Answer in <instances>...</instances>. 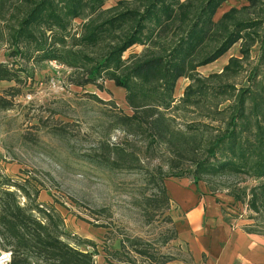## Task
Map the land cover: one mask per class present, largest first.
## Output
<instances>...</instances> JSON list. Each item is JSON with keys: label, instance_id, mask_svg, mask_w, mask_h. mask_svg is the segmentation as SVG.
<instances>
[{"label": "rangeland", "instance_id": "1", "mask_svg": "<svg viewBox=\"0 0 264 264\" xmlns=\"http://www.w3.org/2000/svg\"><path fill=\"white\" fill-rule=\"evenodd\" d=\"M118 1L105 0L102 8L116 6ZM123 1L126 3L121 8L139 4L136 0ZM27 4V0L12 2L5 21L0 22V63L13 75L12 80L0 79V97L9 100L8 108L0 104V174L27 187L29 199L19 193L22 205L39 204L58 215L63 239L92 252L94 264H166V258L191 262L176 233L181 213L172 201L168 204L163 200L157 182L161 177L165 181L193 180L195 165L191 158L202 156L203 151L193 150L192 143L180 155L176 145L153 141L145 127H121L118 116L133 111L126 101L125 88L104 74L97 79L102 88L93 83L77 85L74 80L83 76V69L76 71L54 59L39 60L35 41L11 40L6 26L11 27L24 16ZM247 4V0H226L214 19L231 7ZM261 13L263 23L250 58L242 62L236 76L230 77L237 91L249 86L254 76L264 81V11ZM95 16L88 13L75 18L60 33L65 36L66 48L77 42L84 22ZM240 17L249 19L247 14ZM34 33L48 43L55 38L50 31L44 37L43 33ZM80 47L92 58L100 56V44H78L74 49ZM240 47L239 41L217 60L198 67L196 73L208 76L222 71L230 57H240ZM146 49L147 45L134 44L123 57ZM190 83L188 77L177 80L174 104L180 103ZM218 101L214 97L201 107L180 106L169 115L174 118L172 128L186 130L187 123L195 122L201 124L205 138L220 135L225 121L214 112ZM195 136L200 138V131ZM207 179L208 188L222 195L254 184L246 176L234 174ZM234 203L231 217L264 234V216L243 202ZM137 250L148 253L141 255Z\"/></svg>", "mask_w": 264, "mask_h": 264}, {"label": "trees", "instance_id": "2", "mask_svg": "<svg viewBox=\"0 0 264 264\" xmlns=\"http://www.w3.org/2000/svg\"><path fill=\"white\" fill-rule=\"evenodd\" d=\"M15 1L0 0V22L5 21ZM136 1L139 4L133 8H121L126 2L119 0L116 6L103 9L105 0H27L24 16L6 27L15 42L35 41L37 59H54L76 71L83 69L84 77L76 78L75 84L93 83L102 88L97 79L106 75L125 88L126 101L133 111L118 116L121 127H145L153 141L176 145L180 155L195 143L192 149L203 153L191 158L195 165L194 182L208 183L209 176L226 174L243 175L254 181L228 195L234 198V204L243 202L264 216V81H257L254 76L249 86L238 91L230 82L257 43L264 0H247V5L231 7L218 20L214 15L226 0ZM88 13L96 16L84 22L77 42L66 48L65 36L60 33L73 19ZM245 14L249 19L240 17ZM34 31L43 33V37L50 31L55 38L52 43L41 41ZM239 41L240 57H230L222 71L208 76L196 73L198 67L217 60ZM78 44H100V56L92 58L83 47L74 49ZM134 44L147 45V49L125 59L123 53ZM180 77L190 78L191 83L180 103L174 104L175 85ZM0 79H13L11 69L4 63H0ZM214 97L219 98L214 112L225 121L220 135L205 138L201 124L195 122L187 123L186 130L172 128L174 118L169 115L173 111L180 106L207 105ZM8 101L0 97L3 108L9 107ZM199 131L201 137L196 138ZM164 179L161 177L157 185L169 204ZM19 193L30 197L24 184L0 174V246L11 252L10 264H94L92 252L63 239L58 215L39 204L22 205ZM244 229L263 234L248 226ZM137 251L141 255L148 253ZM171 260L166 258L164 263Z\"/></svg>", "mask_w": 264, "mask_h": 264}, {"label": "crops", "instance_id": "3", "mask_svg": "<svg viewBox=\"0 0 264 264\" xmlns=\"http://www.w3.org/2000/svg\"><path fill=\"white\" fill-rule=\"evenodd\" d=\"M165 185L181 213L178 238L192 259L166 264H264V235L246 231L241 220L231 217L233 197L189 178H170Z\"/></svg>", "mask_w": 264, "mask_h": 264}, {"label": "built area", "instance_id": "4", "mask_svg": "<svg viewBox=\"0 0 264 264\" xmlns=\"http://www.w3.org/2000/svg\"><path fill=\"white\" fill-rule=\"evenodd\" d=\"M11 262V252L0 250V264H10Z\"/></svg>", "mask_w": 264, "mask_h": 264}]
</instances>
